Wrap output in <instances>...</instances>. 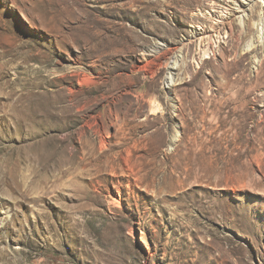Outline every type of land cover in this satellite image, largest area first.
<instances>
[{"label":"rangeland","instance_id":"1","mask_svg":"<svg viewBox=\"0 0 264 264\" xmlns=\"http://www.w3.org/2000/svg\"><path fill=\"white\" fill-rule=\"evenodd\" d=\"M156 1L0 0V264H264V0Z\"/></svg>","mask_w":264,"mask_h":264},{"label":"bare ground","instance_id":"2","mask_svg":"<svg viewBox=\"0 0 264 264\" xmlns=\"http://www.w3.org/2000/svg\"><path fill=\"white\" fill-rule=\"evenodd\" d=\"M152 5H157V6H164L166 5L164 1H156L154 2ZM237 9H239V6L237 7ZM237 9H234L231 13L232 15H235L236 13V10ZM178 15V14H177ZM176 16V15H175ZM251 16L249 14H244V22L247 20V18H250ZM254 27H257V29L260 31V35L264 38V22H260V23H254ZM256 29V30H257ZM206 32H201V31H197L195 32V35H194V38L196 40H201V43L199 44L198 43V46H202V43L204 42V40L202 39L203 35L205 34ZM177 47V46H176ZM251 47H248V48H245L244 49V52H248L250 51ZM205 55H209L208 52H206ZM172 71L170 72L169 74V78H168V85H170L172 88H177L178 84H179V77L177 74H175V70H178V68L176 66H173ZM188 83L187 81L185 82V84ZM188 97V96H187ZM178 140V134L174 137V141H177Z\"/></svg>","mask_w":264,"mask_h":264}]
</instances>
